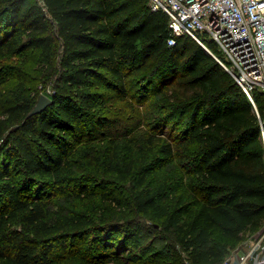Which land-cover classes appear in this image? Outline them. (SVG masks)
<instances>
[{
    "label": "trees",
    "instance_id": "1",
    "mask_svg": "<svg viewBox=\"0 0 264 264\" xmlns=\"http://www.w3.org/2000/svg\"><path fill=\"white\" fill-rule=\"evenodd\" d=\"M168 36L148 0H0V264H185L176 246L222 264L264 227V94L255 111L200 44ZM38 82L52 102L28 116ZM180 160L172 195L151 189ZM57 193L103 210L55 212Z\"/></svg>",
    "mask_w": 264,
    "mask_h": 264
},
{
    "label": "built area",
    "instance_id": "2",
    "mask_svg": "<svg viewBox=\"0 0 264 264\" xmlns=\"http://www.w3.org/2000/svg\"><path fill=\"white\" fill-rule=\"evenodd\" d=\"M148 5L167 15L168 47L183 35L195 40L232 76L257 111L252 93L264 94V0H148ZM209 42L223 57L212 52ZM261 136L264 139L263 124ZM247 240L243 250H233L222 264H264V230Z\"/></svg>",
    "mask_w": 264,
    "mask_h": 264
},
{
    "label": "rangeland",
    "instance_id": "3",
    "mask_svg": "<svg viewBox=\"0 0 264 264\" xmlns=\"http://www.w3.org/2000/svg\"><path fill=\"white\" fill-rule=\"evenodd\" d=\"M38 1L40 4H42V0H38ZM211 49L216 55H218L219 57H223L222 52L216 46L211 45ZM28 54L32 55V53H28ZM32 59H36V58H31V59L27 60L28 64H30L33 61ZM14 63L19 64V57L17 58V61L14 60ZM32 86H33V88H32ZM32 86L30 89V93L33 96H36V100L38 99V97L40 95H45V96L49 97V94H50L51 89H52L50 83L38 82V83H33ZM175 133L177 134V131ZM260 138L264 144V139L262 138L261 133H260ZM184 165L185 164L181 160L175 161L172 164H167L161 170L156 171L150 178H148L149 186L151 187V189H156V188H159L163 185H168V189H167L168 193L167 194L169 196H171L172 193L176 190V187H174L173 185H175L176 181L182 179V177H183ZM129 189H130V185H127V184L124 185L123 188L118 187V190H119L118 195H120V197H124V198L128 197L129 196L128 193L125 194V196H124V193L126 191H129ZM52 205H53L52 209L55 212H57L61 208L65 211H69L72 208H74L77 211H81V212H85V211L86 212H92V211H100V210L102 211L103 210L102 207H100L99 203L96 200H94L93 202H83V201H72L71 202L70 199L65 200L63 198V196H61L59 193H57L53 197V204ZM151 223H152L151 220H146L147 225H151ZM263 230H264V227L261 230H259L257 233H255L253 235L251 234L248 237H255V236L257 237L258 235H260L262 233ZM248 237L246 239H244L241 243H239L233 250H236V249L243 250L246 246L247 241H248L247 240ZM245 240H247V241H245ZM167 243L171 248H173L175 246V243L173 241L167 242ZM175 251L177 252L176 253L177 255H175V259L180 260V261L184 262L185 264H187L188 261L178 246L175 247Z\"/></svg>",
    "mask_w": 264,
    "mask_h": 264
},
{
    "label": "water",
    "instance_id": "4",
    "mask_svg": "<svg viewBox=\"0 0 264 264\" xmlns=\"http://www.w3.org/2000/svg\"><path fill=\"white\" fill-rule=\"evenodd\" d=\"M52 102V100L45 96V95H40L38 98V101L35 105V107L32 109V111L29 113L28 116H32L35 114L40 113L41 111H43L50 103Z\"/></svg>",
    "mask_w": 264,
    "mask_h": 264
}]
</instances>
